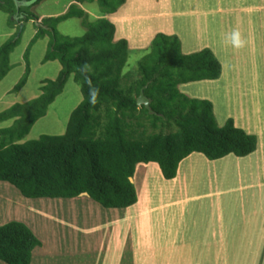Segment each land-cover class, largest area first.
<instances>
[{"label":"rangeland","instance_id":"obj_1","mask_svg":"<svg viewBox=\"0 0 264 264\" xmlns=\"http://www.w3.org/2000/svg\"><path fill=\"white\" fill-rule=\"evenodd\" d=\"M74 3L43 0L31 9L40 20L23 23H15L19 19L6 11L7 4L0 6V48L16 34L21 36L20 44L10 55L11 71L0 82V112L36 99L42 82L57 78L61 64L44 62L50 38L30 44L42 18L64 15ZM261 6L264 8V0H127L118 13L110 16L116 26L115 41L129 42L131 60L127 71L137 70L142 53L159 33L177 36L185 55L211 50L221 64L220 77L180 85L178 89L191 99L210 101L219 127L233 119L236 127L257 137L259 146L246 158L230 155L219 161L195 153L180 165L177 178L170 181L156 163L138 165L132 181L140 202L124 210L106 209L88 195L75 199H27L13 185L0 182V225L22 222L42 243L33 253L32 264H264ZM79 7L88 14L86 19L62 22L58 26L61 34L82 36L87 31L83 20L92 22L100 17L97 2ZM244 7H251V12L241 9ZM234 32L240 35V46L232 43ZM28 64L29 79L16 91ZM82 100L81 86L72 75L47 115L36 122L22 143L43 135H63ZM11 123H0V128ZM243 185L251 189L237 188ZM218 187L223 190L220 203L215 201L217 195L207 194ZM250 194L256 196L253 205L248 202L256 212L249 223L257 232L252 227L245 232L243 224L251 212L241 199ZM218 205L225 220V241L215 234L221 232L216 225ZM241 229L243 233H239Z\"/></svg>","mask_w":264,"mask_h":264},{"label":"trees","instance_id":"obj_2","mask_svg":"<svg viewBox=\"0 0 264 264\" xmlns=\"http://www.w3.org/2000/svg\"><path fill=\"white\" fill-rule=\"evenodd\" d=\"M43 0H0L19 21H38L31 9ZM69 12L42 18L38 39L50 38L44 62L57 61L62 69L55 80H44L41 94L0 112V182L16 187L27 199H75L88 195L106 209L124 210L139 204L132 179L139 164L157 163L166 180H175L180 165L195 153L211 161L230 155L246 158L255 153L256 136L236 127L230 119L219 127L213 104L181 94L180 85L216 80L221 64L209 49L185 55L177 36L159 33L127 71L129 42L115 41L110 20L127 0H73ZM97 2L100 17L83 20L87 31L78 37L63 35L58 26L69 19H86L79 7ZM19 34L0 48V82L11 71L10 55L20 44ZM28 52L26 53V58ZM25 75L18 91L29 79ZM74 75L81 86L82 102L72 112L63 135H43L22 143L38 120L63 92ZM144 89L151 112L138 105ZM42 243L24 223L0 225V261L32 264Z\"/></svg>","mask_w":264,"mask_h":264},{"label":"crops","instance_id":"obj_3","mask_svg":"<svg viewBox=\"0 0 264 264\" xmlns=\"http://www.w3.org/2000/svg\"><path fill=\"white\" fill-rule=\"evenodd\" d=\"M250 9H247L246 10V7H244V8H241V9H245L244 11L245 12H248V13H250L251 12V7H249ZM259 10H263L264 8H262V6H261V8H258ZM254 10V9H253ZM220 11H222L221 9H220ZM219 11V12H220ZM255 11V10H254ZM236 125V124H235ZM230 162H228L227 161V164H228V167L230 168V164H229ZM157 164V163H156ZM139 165H141V164H139ZM158 165V164H157ZM143 167H148V166H145V165H143ZM157 168H158V166H156ZM147 171V170H146ZM161 171V170H160ZM134 181V180H133ZM247 187V189H251V186H248V185H243V186H237V188H240V189H242L243 191L245 190V188ZM231 191L232 190H234V189H230ZM210 192H208L207 194H209V193H212L211 195H217L216 197H215V201H217L216 203H220V201L222 200V197H223V190L220 188V187H218V188H215V189H212V190H209ZM243 193H245V192H243ZM207 194L205 195V196H207ZM82 196H84V195H82ZM85 196H87V195H85ZM205 196H202V197H205ZM140 199V198H139ZM255 199H256V196L255 195H253V194H250V195H245L241 200L245 203V205H246V203H247V206L248 207H250L249 208V210H250V212H251V214H250V216L248 217H245L244 218V220H245V222H243V224H245V232L248 230V229H250V227H252L253 228V230L254 231H256L255 230V228H254V226L252 225V224H250L249 223V221H251L252 222V218H253V215H255V212H256V210H255V207H252L251 205H250V203H252V201L254 202L255 201ZM140 202V201H139ZM248 202H250V203H248ZM252 205H253V203H252ZM254 205H255V203H254ZM247 206H245V208H248ZM221 206L220 205H218V206H216V213H217V216H218V214H219V217H217L216 216V220H217V226H218V228H219V231H221L220 233L218 232V231H216V238L217 239H219V240H222V241H225L224 240V231H223V228H224V222H225V220H224V217L222 216V211H221ZM251 208H252V210H251ZM246 210V209H245ZM227 219L228 218H226V221H227ZM239 219V218H238ZM237 219V220H238ZM243 219V218H242ZM234 220V219H233ZM244 220H242V221H244ZM234 221H236V220H234ZM239 221V220H238ZM247 221V222H246ZM244 227H242V228H244ZM257 232V231H256ZM239 233H243V230L241 229V230H239Z\"/></svg>","mask_w":264,"mask_h":264},{"label":"water","instance_id":"obj_4","mask_svg":"<svg viewBox=\"0 0 264 264\" xmlns=\"http://www.w3.org/2000/svg\"><path fill=\"white\" fill-rule=\"evenodd\" d=\"M138 105H144L151 112V100L145 95L144 89H142L141 94L138 98Z\"/></svg>","mask_w":264,"mask_h":264},{"label":"clouds","instance_id":"obj_5","mask_svg":"<svg viewBox=\"0 0 264 264\" xmlns=\"http://www.w3.org/2000/svg\"><path fill=\"white\" fill-rule=\"evenodd\" d=\"M232 43L236 46H240L241 40L238 32H234L231 36Z\"/></svg>","mask_w":264,"mask_h":264},{"label":"bare ground","instance_id":"obj_6","mask_svg":"<svg viewBox=\"0 0 264 264\" xmlns=\"http://www.w3.org/2000/svg\"><path fill=\"white\" fill-rule=\"evenodd\" d=\"M216 27V26H215ZM224 32V31H223ZM248 33V32H247Z\"/></svg>","mask_w":264,"mask_h":264}]
</instances>
